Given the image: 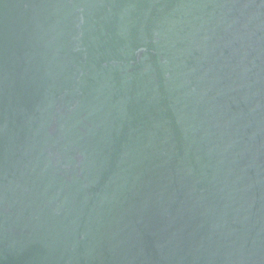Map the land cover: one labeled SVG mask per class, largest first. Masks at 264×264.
Wrapping results in <instances>:
<instances>
[{"label": "water", "instance_id": "obj_1", "mask_svg": "<svg viewBox=\"0 0 264 264\" xmlns=\"http://www.w3.org/2000/svg\"><path fill=\"white\" fill-rule=\"evenodd\" d=\"M0 264H264V0H0Z\"/></svg>", "mask_w": 264, "mask_h": 264}]
</instances>
